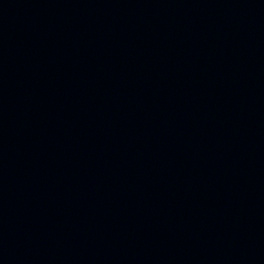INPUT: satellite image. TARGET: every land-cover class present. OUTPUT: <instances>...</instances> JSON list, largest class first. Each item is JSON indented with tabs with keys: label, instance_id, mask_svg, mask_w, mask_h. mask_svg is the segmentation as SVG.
<instances>
[{
	"label": "water",
	"instance_id": "obj_1",
	"mask_svg": "<svg viewBox=\"0 0 264 264\" xmlns=\"http://www.w3.org/2000/svg\"><path fill=\"white\" fill-rule=\"evenodd\" d=\"M0 264H264V0H0Z\"/></svg>",
	"mask_w": 264,
	"mask_h": 264
}]
</instances>
